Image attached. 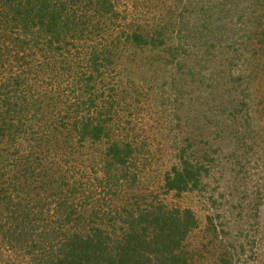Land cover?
Here are the masks:
<instances>
[{
  "label": "trees",
  "instance_id": "16d2710c",
  "mask_svg": "<svg viewBox=\"0 0 264 264\" xmlns=\"http://www.w3.org/2000/svg\"><path fill=\"white\" fill-rule=\"evenodd\" d=\"M260 97L264 0H0V264H241L229 211L200 231L146 187L148 142L177 151L165 192L199 191L215 145L264 144Z\"/></svg>",
  "mask_w": 264,
  "mask_h": 264
},
{
  "label": "rangeland",
  "instance_id": "374dc122",
  "mask_svg": "<svg viewBox=\"0 0 264 264\" xmlns=\"http://www.w3.org/2000/svg\"><path fill=\"white\" fill-rule=\"evenodd\" d=\"M151 97L152 95L147 98L148 103H145L143 107L148 109L156 103L158 109L151 113L150 119L157 122V118L160 117V106L162 107V104L166 102L167 98L164 97L162 99L161 95L156 98L154 96ZM260 100L262 102L258 109L261 112L260 116L264 118V98L260 97L256 105H258ZM176 113L174 114L176 115ZM171 114H173L172 110ZM162 123L159 120L157 125L163 128ZM262 127L264 128V123ZM159 134L148 142L150 146L149 150L155 154V157L154 159L152 157L150 158V164L152 166L148 168L146 174L149 178L146 182V187L153 186L157 194L163 198L164 204L166 203L168 207L191 209L199 217L200 231L205 228L207 216L212 217V214L229 211L230 228L237 231L238 226L241 228L243 224L244 229L246 228L245 231H248L247 238L239 241L234 238V233L229 230L226 231L228 234L227 237L231 241H234L233 244L239 242V246L243 243V253L245 256H243L241 264H264V144L258 142L257 146L248 151L238 150L237 144L223 143L218 145V147L215 145L219 151V155L214 159L212 165H210L211 172L209 173V177L207 176L203 179V185L199 191L176 195L175 193L168 194L163 190L161 178L165 172H168L174 166L177 151L175 148L172 149V141L167 137V134L164 135L166 139L161 136L164 134V131H160ZM246 141L250 144L252 140L247 138ZM177 143V146H179L181 144L180 140ZM0 149L4 150V139L0 140ZM156 154L158 160L156 159ZM152 159L157 160V162L152 164ZM155 165L159 167L158 171ZM243 166L245 169H243ZM250 168H252V171H248ZM0 169H2V173L4 174V169L2 167ZM154 173H158L159 175ZM152 176H157V178L154 179ZM237 187H239V192L241 193L238 196L233 194V190H236ZM247 201H249V204H256V207L251 206L247 208L246 220L242 223L238 219L236 206L239 208L242 204L247 206ZM237 250L240 252L239 249ZM0 257L4 261L3 251ZM23 264L26 263L24 262Z\"/></svg>",
  "mask_w": 264,
  "mask_h": 264
}]
</instances>
